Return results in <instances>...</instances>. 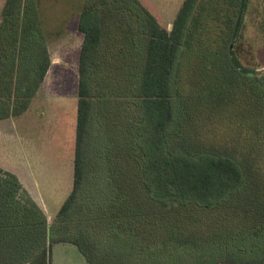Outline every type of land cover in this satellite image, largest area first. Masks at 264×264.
<instances>
[{
    "label": "trees",
    "instance_id": "16d2710c",
    "mask_svg": "<svg viewBox=\"0 0 264 264\" xmlns=\"http://www.w3.org/2000/svg\"><path fill=\"white\" fill-rule=\"evenodd\" d=\"M60 1L6 0L2 11L0 119L30 108L52 65L51 37L75 13L82 43L72 189L49 219L0 166V264H51L65 242L91 264H264L262 163L182 131L174 100L181 63L233 71L259 101L253 126L264 140V70L237 51L250 0H184L171 27L141 0Z\"/></svg>",
    "mask_w": 264,
    "mask_h": 264
},
{
    "label": "rangeland",
    "instance_id": "374dc122",
    "mask_svg": "<svg viewBox=\"0 0 264 264\" xmlns=\"http://www.w3.org/2000/svg\"><path fill=\"white\" fill-rule=\"evenodd\" d=\"M156 1L158 3L154 8L157 9L150 11L161 25L166 26L174 21L184 0ZM218 2L221 4L223 1ZM72 3L71 6L82 5L83 0H72ZM226 11L232 14L233 7H226ZM77 19L78 14L75 13L67 24L66 34L50 39L54 63L40 89V98L35 100L32 109L19 116L0 119V166L14 172L24 182L32 197L44 205L49 219L54 217L73 184L72 145L78 58L82 43ZM206 20L210 36L215 23L209 18ZM48 30L52 31V26ZM237 45L239 58L246 67L264 70V0H250ZM191 63L190 67L181 63L177 72L179 75L184 69L178 93L175 90L174 96L177 111H180L182 102L187 118L182 131L187 130L196 136L197 141L205 139V143L221 150L250 153L260 161L256 163H262L264 167V140L257 135L260 130L253 126V123L259 124L261 110L257 97L246 92V85L238 82L237 73L221 71L226 69L219 65L218 69L198 66L200 60ZM254 88L261 93V89ZM179 122L177 117L172 129L174 136L181 133ZM255 146L260 155L255 153ZM83 257L75 244L56 243L52 249L51 264Z\"/></svg>",
    "mask_w": 264,
    "mask_h": 264
},
{
    "label": "crops",
    "instance_id": "0c3cea01",
    "mask_svg": "<svg viewBox=\"0 0 264 264\" xmlns=\"http://www.w3.org/2000/svg\"><path fill=\"white\" fill-rule=\"evenodd\" d=\"M146 6H147V8L148 9H150V10H156L157 8H154V5L155 4H157L158 3V1H147V0H141ZM5 4H6V0H0V24H1V21H2V11H3V9H4V6H5ZM77 22H78V19H77ZM172 23V22H171ZM171 23H169V24H171ZM169 24H167L166 26H168ZM53 57V56H52ZM54 63V61H53V58H52V64ZM51 68V67H50ZM50 70V69H49ZM48 73H49V71H48ZM48 75V74H47ZM47 77V76H46ZM45 82V81H44ZM43 85V84H42ZM41 89V88H40ZM39 92H40V90H39ZM39 92H38V94H37V96L34 98V100L32 101V104H31V106H30V108L27 110V111H29V110H31L32 109V107H33V104H34V102H35V100H37V99H39L40 97H39ZM26 111V112H27ZM25 113V112H24ZM23 113V114H24ZM13 117H15V116H13ZM11 118V117H10ZM75 131H76V122H75ZM72 148L75 150V136H74V142H73V145H72ZM74 153V152H73ZM74 158V157H73ZM21 180V179H20ZM22 181V180H21ZM22 183L24 184V182L22 181ZM24 186L26 187V185L24 184ZM27 188V187H26ZM29 191V190H28ZM39 204H40V206L45 210V207H44V205L39 201V200H37L35 197H33ZM46 211V210H45ZM58 264H91L86 258H85V256L83 257V259H63V260H61V261H59V263Z\"/></svg>",
    "mask_w": 264,
    "mask_h": 264
}]
</instances>
